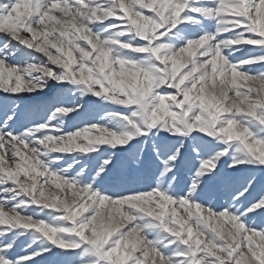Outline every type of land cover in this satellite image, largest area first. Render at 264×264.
<instances>
[{
	"label": "snow or ice",
	"instance_id": "obj_1",
	"mask_svg": "<svg viewBox=\"0 0 264 264\" xmlns=\"http://www.w3.org/2000/svg\"><path fill=\"white\" fill-rule=\"evenodd\" d=\"M259 181L264 0H0V264H264Z\"/></svg>",
	"mask_w": 264,
	"mask_h": 264
},
{
	"label": "rangeland",
	"instance_id": "obj_2",
	"mask_svg": "<svg viewBox=\"0 0 264 264\" xmlns=\"http://www.w3.org/2000/svg\"><path fill=\"white\" fill-rule=\"evenodd\" d=\"M58 95L59 93L54 90L53 92L49 93L48 98L37 97L34 101H31V103H33L34 105H38V106H46L52 98H55ZM101 115H103V110L98 105L89 104L86 113L81 114V116L79 117L73 116L72 119L67 122V124H68V127L71 128L74 125L80 124L82 120L96 119V118H99V116ZM261 189H264V181H259L256 184V187L253 190V195L254 196L257 195L261 191ZM220 203H223V201L221 200ZM255 219L257 223H259L261 219H264V218L255 217ZM17 250H19V247ZM54 260L55 258L53 257H47L45 258V260L41 261V264H53Z\"/></svg>",
	"mask_w": 264,
	"mask_h": 264
}]
</instances>
